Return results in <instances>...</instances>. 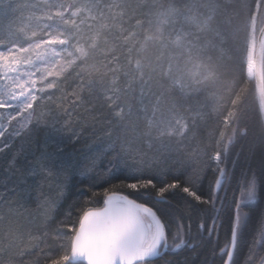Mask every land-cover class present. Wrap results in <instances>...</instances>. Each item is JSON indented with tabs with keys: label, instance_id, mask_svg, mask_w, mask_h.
<instances>
[{
	"label": "snow or ice",
	"instance_id": "1",
	"mask_svg": "<svg viewBox=\"0 0 264 264\" xmlns=\"http://www.w3.org/2000/svg\"><path fill=\"white\" fill-rule=\"evenodd\" d=\"M0 264H264V0H0Z\"/></svg>",
	"mask_w": 264,
	"mask_h": 264
},
{
	"label": "trees",
	"instance_id": "2",
	"mask_svg": "<svg viewBox=\"0 0 264 264\" xmlns=\"http://www.w3.org/2000/svg\"><path fill=\"white\" fill-rule=\"evenodd\" d=\"M238 149H239V146H238L237 150H238ZM97 200L101 202V203H100V206H102V196H98V197H97ZM65 231H66V229H65Z\"/></svg>",
	"mask_w": 264,
	"mask_h": 264
}]
</instances>
